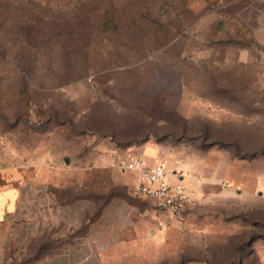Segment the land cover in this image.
Here are the masks:
<instances>
[{
    "label": "rangeland",
    "instance_id": "374dc122",
    "mask_svg": "<svg viewBox=\"0 0 264 264\" xmlns=\"http://www.w3.org/2000/svg\"><path fill=\"white\" fill-rule=\"evenodd\" d=\"M36 143L82 169L153 146L184 175L190 207L159 225L134 194L106 264H264V0H0V146ZM78 171L71 195L109 187Z\"/></svg>",
    "mask_w": 264,
    "mask_h": 264
},
{
    "label": "crops",
    "instance_id": "0c3cea01",
    "mask_svg": "<svg viewBox=\"0 0 264 264\" xmlns=\"http://www.w3.org/2000/svg\"><path fill=\"white\" fill-rule=\"evenodd\" d=\"M46 149L0 146V264H106L138 224L136 173L114 166L111 157L88 169L71 159L62 166L59 153ZM144 151L156 155L153 146ZM72 170L97 171L109 187L71 195L61 181Z\"/></svg>",
    "mask_w": 264,
    "mask_h": 264
},
{
    "label": "built area",
    "instance_id": "2783aa9c",
    "mask_svg": "<svg viewBox=\"0 0 264 264\" xmlns=\"http://www.w3.org/2000/svg\"><path fill=\"white\" fill-rule=\"evenodd\" d=\"M118 165L136 173L133 193L151 204L159 225L169 224L190 207L191 188L167 153L151 156L143 150H129Z\"/></svg>",
    "mask_w": 264,
    "mask_h": 264
},
{
    "label": "water",
    "instance_id": "95a60500",
    "mask_svg": "<svg viewBox=\"0 0 264 264\" xmlns=\"http://www.w3.org/2000/svg\"><path fill=\"white\" fill-rule=\"evenodd\" d=\"M65 160H67V158L65 157Z\"/></svg>",
    "mask_w": 264,
    "mask_h": 264
}]
</instances>
